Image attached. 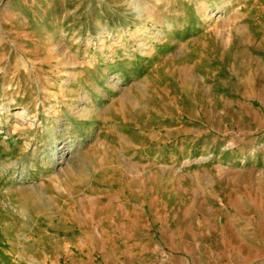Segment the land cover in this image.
<instances>
[{"label": "rangeland", "instance_id": "1", "mask_svg": "<svg viewBox=\"0 0 264 264\" xmlns=\"http://www.w3.org/2000/svg\"><path fill=\"white\" fill-rule=\"evenodd\" d=\"M0 264H264V0H0Z\"/></svg>", "mask_w": 264, "mask_h": 264}, {"label": "bare ground", "instance_id": "2", "mask_svg": "<svg viewBox=\"0 0 264 264\" xmlns=\"http://www.w3.org/2000/svg\"><path fill=\"white\" fill-rule=\"evenodd\" d=\"M205 4H206V1L204 2ZM208 5L206 4L205 5V9H206V7H207ZM138 10V9H137ZM168 26V32L169 33H175V31H174V29L176 28V25L174 24V23H171V24H168L167 25ZM219 32L221 33V35H226V33L224 32V30H219ZM213 35V34H212ZM214 37H215V35H214ZM170 35H168V36H166V41L168 42V41H170ZM173 39V38H172ZM172 45H175L174 44V41H172L171 42V45L170 46H172ZM181 49H191L190 47H189V42H188V44H186V46H182L181 47ZM177 56V55H176ZM61 58H63V57H61ZM173 58V57H172ZM169 60H171V58H168V60L167 61H169ZM155 77V78H154ZM156 77H157V74L156 73H153L152 74V76H151V79L152 78H154V79H156ZM119 80L117 81V83L119 84ZM146 85V84H145ZM145 95V94H144ZM91 98V97H90ZM123 97H121L120 99H122ZM122 102L121 103H123L124 105H126V103L128 102V99L127 98H124L123 100H121ZM119 104H120V102H119ZM187 106H189V104H187ZM56 132V131H55ZM81 136H83V135H81ZM83 138V137H82ZM75 139V138H74ZM54 145V144H53ZM72 150V149H71ZM52 160H53V158H52ZM25 167V166H24ZM29 169V168H28ZM32 170V169H31ZM3 173V172H2ZM22 173H23V171H22ZM25 174V173H24ZM4 175V174H3ZM37 175V174H36ZM30 176V175H29ZM35 176V175H34ZM24 178V177H23ZM44 189H42L41 188V186H39V187H35V189L32 191V193L30 194V196H32V197H39V198H41V199H43V198H45V193H44V191H43ZM6 239V238H5Z\"/></svg>", "mask_w": 264, "mask_h": 264}]
</instances>
